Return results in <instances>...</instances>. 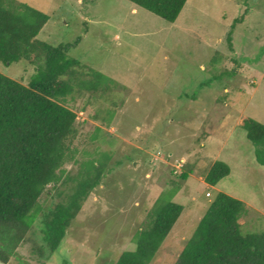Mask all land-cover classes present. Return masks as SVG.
<instances>
[{
	"label": "rangeland",
	"instance_id": "374dc122",
	"mask_svg": "<svg viewBox=\"0 0 264 264\" xmlns=\"http://www.w3.org/2000/svg\"><path fill=\"white\" fill-rule=\"evenodd\" d=\"M16 1L50 16L40 40L116 86L62 100L78 115L65 175L106 162L66 238L41 257L34 234L0 264H115L177 186L184 211L149 264L175 263L220 191L245 202L243 234L264 232V166L243 126L264 123V0H188L174 23L130 0ZM0 72L27 85L35 65L0 61ZM217 160L231 173L213 186ZM65 180L46 187L44 209L66 199L75 182Z\"/></svg>",
	"mask_w": 264,
	"mask_h": 264
},
{
	"label": "trees",
	"instance_id": "16d2710c",
	"mask_svg": "<svg viewBox=\"0 0 264 264\" xmlns=\"http://www.w3.org/2000/svg\"><path fill=\"white\" fill-rule=\"evenodd\" d=\"M130 1L174 23L188 0ZM49 20L48 14L26 3L0 0V61L11 65L26 60L35 65L27 85L0 72L1 263L9 262L34 234L39 256L56 251L106 168L105 161L89 159L78 174L65 175L64 165L75 159L68 142L77 136L78 115L62 100L76 88L97 91L116 83L70 58L66 46L40 40ZM243 126L264 166V123L248 118ZM230 173L231 167L217 160L205 180L215 186ZM181 177L187 179L188 174ZM64 180L75 182L66 199L44 209L39 200L46 187ZM178 188L168 193V199L157 201L150 224L135 237L136 249L124 251L115 264L152 261L184 211L183 205L172 201ZM245 208L244 201L220 191L174 264H264V232H242Z\"/></svg>",
	"mask_w": 264,
	"mask_h": 264
},
{
	"label": "built area",
	"instance_id": "2783aa9c",
	"mask_svg": "<svg viewBox=\"0 0 264 264\" xmlns=\"http://www.w3.org/2000/svg\"><path fill=\"white\" fill-rule=\"evenodd\" d=\"M181 163H184L183 160H181ZM181 166H183V164H181ZM211 194L209 193L208 196H210Z\"/></svg>",
	"mask_w": 264,
	"mask_h": 264
},
{
	"label": "crops",
	"instance_id": "0c3cea01",
	"mask_svg": "<svg viewBox=\"0 0 264 264\" xmlns=\"http://www.w3.org/2000/svg\"><path fill=\"white\" fill-rule=\"evenodd\" d=\"M221 129H224L225 130V128L223 126H221ZM198 166H201V165L199 164ZM192 175H193V173H192Z\"/></svg>",
	"mask_w": 264,
	"mask_h": 264
}]
</instances>
